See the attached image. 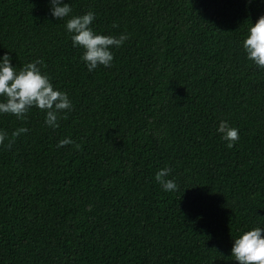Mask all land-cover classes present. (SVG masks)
I'll return each instance as SVG.
<instances>
[{
    "label": "trees",
    "instance_id": "trees-1",
    "mask_svg": "<svg viewBox=\"0 0 264 264\" xmlns=\"http://www.w3.org/2000/svg\"><path fill=\"white\" fill-rule=\"evenodd\" d=\"M64 3L129 38L90 72L51 0H0V59H42L73 106L57 128L0 113V132L28 129L0 145V264H237L234 239L264 228V69L242 47L264 0Z\"/></svg>",
    "mask_w": 264,
    "mask_h": 264
},
{
    "label": "clouds",
    "instance_id": "clouds-1",
    "mask_svg": "<svg viewBox=\"0 0 264 264\" xmlns=\"http://www.w3.org/2000/svg\"><path fill=\"white\" fill-rule=\"evenodd\" d=\"M252 2V0H249ZM73 9L64 0H51V15L53 18L65 21L66 31L71 34L73 47L83 49L80 59L86 64L88 71L99 66L105 68L112 66L114 59L111 49L120 47L129 37L121 34L119 37L97 34L91 25L95 20L92 11L82 16L71 15ZM247 59L257 67L264 69V16L252 25L246 38L242 42ZM11 57L5 54L0 59V113L14 115L19 120H26L29 111L35 107L45 115V124L51 128L59 127L60 119H67L66 112L72 110V103L67 93L54 90L53 84L47 74L43 73L42 59L25 64L18 71L11 64ZM28 132L26 127H20L11 133L0 132V145L10 149L21 134ZM217 132L221 139L232 148L239 140V130L230 127L227 121H221ZM8 143L5 145V140ZM70 138H65L57 144V148L74 144ZM77 149L80 145L76 144ZM171 168L165 167L155 175L156 182L165 192L178 190L174 179H170ZM264 228L255 227L243 232L234 239L231 250L232 257L237 264H264Z\"/></svg>",
    "mask_w": 264,
    "mask_h": 264
}]
</instances>
